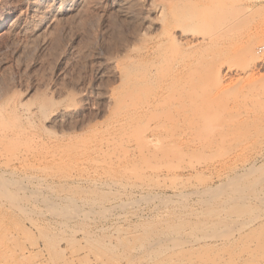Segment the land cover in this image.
Returning a JSON list of instances; mask_svg holds the SVG:
<instances>
[{"label": "rangeland", "instance_id": "374dc122", "mask_svg": "<svg viewBox=\"0 0 264 264\" xmlns=\"http://www.w3.org/2000/svg\"><path fill=\"white\" fill-rule=\"evenodd\" d=\"M9 1L0 0V264H264V0H219L222 11L218 0H175L207 39L192 51L179 44L176 93L169 79L154 84L168 87L154 109L163 113L143 119L166 122L161 142L134 136L143 119L120 132L103 99L123 90L110 58L144 44L137 23L99 0L34 36L28 1ZM138 4L159 35L170 9L160 17ZM204 4L221 18L206 21ZM64 106L73 113L51 124ZM148 139L170 148L143 156Z\"/></svg>", "mask_w": 264, "mask_h": 264}, {"label": "bare ground", "instance_id": "6f19581e", "mask_svg": "<svg viewBox=\"0 0 264 264\" xmlns=\"http://www.w3.org/2000/svg\"><path fill=\"white\" fill-rule=\"evenodd\" d=\"M20 1V0H19ZM25 1V0H24ZM23 1V2H24ZM28 2V9H29V13H30V18L27 19L25 22L26 24H33L34 28V36L36 35L35 32L38 34V31L40 30H48L50 29V27L54 24H60V27H62V23L64 24V21L67 22V20H69V18H74L77 19L78 17H84L82 14H84L83 12L86 10L87 7L89 6H93V5H96L98 3L99 0H27ZM110 1V0H109ZM135 1V0H111V3L113 4V6L115 7V9L117 11H115L114 9V12L119 13L120 16L123 18L122 20L124 21H128L129 24L128 26L130 25H134V24H138L137 25V30L134 32L137 36V38L143 40L144 44L140 47L138 44L141 43L140 40L139 43H135L132 41V44H127V43H123V44H127L125 45L124 48H122L123 50L120 51V55L117 54V56L115 55V57H111L110 60H109V64H110V67H111V70L110 72L112 73L113 72V75L115 76V79L116 78H119L120 80V87L121 89L123 88L122 92L119 91V92H116V90H113L112 93H109V92H106L103 94V100L107 106L109 107L110 105L112 104H115V108H117V114L115 113L116 115V126L119 127V130L120 132H123L125 134L126 132V135L130 133V130H132L131 125H134V123L132 124L131 122L133 120H142L147 113L148 115H150V113H153L154 109H156L157 107L160 108L162 105H160L161 102H164L162 101V97L164 96L163 93L165 94V91L168 90V87L167 90H163L160 91L159 89L162 90V88H165L164 86L162 88H159L158 86L154 85L155 83H158L159 80H160V83H165L166 79L169 81V84H167L168 86L171 85L172 83H176V81L174 82V80H176L177 78H179V76L177 77L178 73H179V70L182 66V62L181 60H179V55H178V52H179V47H180V43H183V45L185 46L186 50L187 51H192L194 50L195 46H196V43L199 42V41H204L206 40V36H200L198 37L197 34L195 33V30H194V25L196 24V21H198L196 19V17L193 15V11H187L185 14H180L179 12H177L175 10V5L174 3H176L175 0H150L149 3H145L143 2L142 0H137L139 1L140 5L139 6V9L142 10L145 12V11H149V12H155V14H159L160 17L162 15H164L166 12V9H170V12H171V17L168 18V22L165 24V21L164 22V25L162 27V31L160 32L159 35L157 36H154V37H151V35H149V31L148 30L149 28L151 27H157V25L159 24L158 22H154V21H148L146 19V17H143V15L141 17H138V12H136L134 9H132V2ZM145 1V0H144ZM193 1V0H192ZM198 1V0H197ZM6 2V1H5ZM8 2H10L8 0ZM180 2V1H179ZM196 2V1H195ZM210 2V1H209ZM212 2H214L212 0ZM219 2V0H218ZM223 2V1H221ZM219 2V3H221ZM21 3V2H20ZM101 3V1H100ZM138 3V2H137ZM183 3V2H182ZM190 3V2H189ZM203 4V2L200 0V4ZM208 4V3H207ZM210 4V3H209ZM8 5V4H7ZM6 5V6H7ZM10 5V4H9ZM99 5V4H98ZM206 4H204V7H205ZM222 5H224L223 3H221V9H219L218 5L214 4V5H211L213 7H211L212 9L217 6L216 8L219 9L220 11H222ZM109 6V5H108ZM112 6V7H113ZM133 6L135 7V5L133 4ZM137 6V5H136ZM179 7V5H177ZM96 7V6H94ZM207 7V6H206ZM203 8V9H207L206 13L207 16L205 17L206 21H211L213 18L216 19L215 17H217L218 13L217 11L215 12L213 10V12H211V8L208 9V8ZM209 7V5H208ZM224 7V6H223ZM138 8V7H137ZM136 8V9H137ZM91 9V8H90ZM93 9V7H92ZM139 10V11H140ZM204 10V11H205ZM226 10V9H225ZM146 12V13H147ZM225 12V11H224ZM87 13H85L84 15H86ZM94 14V13H93ZM115 14V15H116ZM118 14V16H119ZM140 14V13H139ZM225 14V13H223ZM222 14V15H223ZM89 15V13H88ZM152 15V14H151ZM166 15V14H165ZM156 16V15H155ZM170 16V15H169ZM92 17V16H91ZM90 17V18H91ZM117 17V16H116ZM120 17V19H121ZM151 17V16H150ZM159 17V18H160ZM163 17V16H162ZM165 17V16H164ZM86 18V17H85ZM217 18H221L220 17H217ZM225 18V17H223ZM80 19V18H79ZM87 19V18H86ZM126 19V20H125ZM151 19V18H150ZM72 20V19H71ZM73 20V21H74ZM91 20V19H90ZM86 21V20H85ZM88 21V20H87ZM213 21V20H212ZM22 22V21H21ZM65 22V23H66ZM71 22V21H70ZM76 22V21H75ZM94 22V21H93ZM116 22H119V20H117ZM69 23V22H68ZM87 23V22H86ZM91 23V21H90ZM89 23V24H90ZM121 23V21H120ZM119 23V24H120ZM126 23V22H124ZM123 23V24H124ZM18 24V23H17ZM20 24V23H19ZM22 24V23H21ZM25 24V25H26ZM67 24V23H66ZM74 24V23H73ZM78 24V22H77ZM76 24V25H77ZM116 23H114L115 25ZM223 24V23H222ZM87 25V24H86ZM118 25V24H117ZM224 25V24H223ZM31 26V25H30ZM57 26V25H56ZM65 26V25H63ZM75 26V25H74ZM222 25H220L221 27ZM22 27H23V24H22ZM115 27V26H114ZM118 27V26H117ZM26 28V27H25ZM54 28V27H53ZM52 28V29H53ZM87 28V27H86ZM93 28V27H92ZM131 28V27H130ZM135 28V27H134ZM133 28V29H134ZM62 29V28H61ZM90 29V27H89ZM98 29V28H97ZM120 29V28H119ZM30 30H31V27H30ZM60 30V29H59ZM91 30V29H90ZM115 30V29H114ZM219 30L221 31V33L219 35H217V38H221L224 36L223 34V31H224V27L222 26V28ZM218 30V31H219ZM226 30V29H225ZM84 31V30H83ZM108 31V29H107ZM120 31V30H119ZM219 31V32H220ZM44 32V31H42ZM61 32V31H60ZM85 32V31H84ZM97 32V31H96ZM110 32V31H109ZM218 32V33H219ZM225 32V31H224ZM28 33V32H27ZM41 34V32H39ZM49 33V32H48ZM47 33V34H48ZM55 33V32H54ZM98 33V32H97ZM100 33V32H99ZM102 33V32H101ZM129 33V31L127 32ZM203 33V32H202ZM43 34V33H42ZM46 34V32L44 33ZM91 34V33H90ZM108 34V33H107ZM115 34V33H113ZM205 34V33H204ZM97 35V34H96ZM103 35V34H101ZM31 36V34H30ZM99 36V35H98ZM111 36V35H110ZM127 36V35H126ZM130 36V35H129ZM134 36V35H133ZM213 36V35H212ZM216 36V34L214 35V37ZM33 37V36H31ZM45 37V35H44ZM151 37V38H149ZM46 38V37H45ZM127 38V37H126ZM135 38V37H134ZM211 39V37H209ZM213 38V37H212ZM101 39V38H100ZM110 39V38H109ZM125 39V38H124ZM136 39V38H135ZM214 39V38H213ZM87 40V39H86ZM91 40V38H90ZM94 40V39H93ZM103 40V39H102ZM108 40V39H107ZM106 40V41H107ZM126 40V39H125ZM137 40V39H136ZM128 41V40H127ZM126 41V42H127ZM209 41V40H208ZM125 42V41H124ZM130 42V41H129ZM137 42V41H136ZM206 42V41H205ZM213 42V41H211ZM74 43V42H73ZM94 43V42H93ZM99 43V42H98ZM101 43V42H100ZM131 43V42H130ZM106 44V43H105ZM180 44V45H179ZM74 45V44H73ZM100 45V44H99ZM138 45V46H137ZM116 48V47H115ZM97 49V48H96ZM103 49V47H102ZM118 49V47H117ZM251 49V48H250ZM97 51V50H96ZM250 51V50H249ZM115 52V51H114ZM252 52V51H251ZM117 53V52H116ZM115 53V54H116ZM252 55V53H250ZM109 56V55H108ZM119 57V58H117ZM108 61V60H107ZM141 61L142 62V65H141ZM256 61V60H255ZM105 64V63H104ZM255 64V63H254ZM223 67H226V66H223ZM167 69V71L165 70ZM234 69V68H233ZM100 70V69H99ZM220 70V69H219ZM232 70V69H231ZM227 71V70H226ZM233 71V70H232ZM238 71V70H237ZM105 72V71H104ZM103 72V73H104ZM220 72V71H219ZM229 72V71H228ZM225 73V72H223ZM232 73V72H231ZM163 74V75H162ZM228 74V73H227ZM243 74V73H242ZM104 75V74H103ZM112 75V74H111ZM233 75V74H231ZM223 76V75H222ZM230 76V75H229ZM227 78V77H226ZM171 80H172V83H171ZM179 80V79H177ZM216 80V78H215ZM226 80V79H225ZM167 83V82H166ZM171 83V84H170ZM179 83V82H178ZM176 83V84H178ZM225 83V82H224ZM223 83V84H224ZM214 84L215 81H214ZM159 85V84H158ZM166 85V86H167ZM173 85V84H172ZM171 85V88H175L176 85H173L174 87H172ZM148 86H155L154 90H152L153 92L150 94L149 91L146 90V87L148 89H153L152 87H148ZM162 86V85H161ZM215 86V85H214ZM170 87V86H169ZM177 87V86H176ZM158 90V91H157ZM174 90V89H173ZM177 89L174 90L177 91ZM110 91V90H109ZM118 91V90H117ZM115 92L118 94H115ZM151 92V90H150ZM167 93H169L167 91ZM166 93V94H167ZM176 93V92H175ZM165 94V96H167ZM171 94V93H170ZM175 95V94H174ZM102 96V95H101ZM165 96L163 97V100H165ZM177 98L176 99V102L178 101V96H176ZM102 98V97H101ZM168 98V97H167ZM166 98V99H167ZM42 102V101H41ZM103 102V103H104ZM51 103V100L50 99H47L46 101L42 102V104H40V106L38 108L40 109H46V107H48V105ZM53 103V102H52ZM104 103V104H105ZM174 103V102H173ZM178 103V102H177ZM163 104V103H162ZM52 105V104H51ZM175 106H177V104L175 103L174 104ZM27 106V105H26ZM53 106V105H52ZM51 106V107H52ZM175 106H174V109H175ZM29 107V106H28ZM34 107V106H33ZM107 107V108H108ZM60 108V107H59ZM162 108V107H161ZM178 108V107H176ZM26 109V108H25ZM28 109V108H27ZM70 109V108H69ZM23 110V109H22ZM59 110V109H58ZM75 109H73L74 111ZM179 111V109H176ZM202 110V109H201ZM29 111V109H28ZM44 111V110H43ZM48 110L46 109V112ZM51 111V110H50ZM56 111V110H55ZM160 111V109L158 110ZM156 110V112H158ZM175 111V110H174ZM177 111V115H173L172 114V111L170 114H172V118L171 120H176L178 121L179 118H178V112ZM27 112V111H25ZM176 112V111H175ZM37 113V112H36ZM73 112L66 109L65 106L63 109H60L59 111L55 112L53 115H51V118L49 121H51V124L52 123H56L64 118H67L69 115H71ZM163 112H160V114H162ZM174 113V112H173ZM201 113V112H200ZM33 114V113H32ZM44 114V113H43ZM159 114V112H158ZM157 116H159L160 118V114ZM176 114V113H174ZM204 114V113H202ZM27 115V114H26ZM25 115V116H26ZM118 115V116H117ZM155 115V116H153ZM151 115L152 116V121H153V118H158L155 114V111H154V114ZM168 114H166L167 116ZM206 115V114H205ZM24 116V117H25ZM28 116V115H27ZM26 116V117H27ZM33 116V115H32ZM73 116V115H72ZM151 116H145L147 118H150ZM177 116V118H176ZM183 116V115H182ZM50 117V116H49ZM165 117V116H164ZM187 117V116H186ZM71 118V117H70ZM158 118V120H159ZM169 118V117H168ZM167 118V119H168ZM29 119V118H28ZM68 119V118H67ZM66 119V121H67ZM151 119V118H150ZM148 119V120H150ZM165 119V118H164ZM170 119V118H169ZM168 119V121H170ZM178 119V120H177ZM135 120V122H136ZM140 120V121H141ZM147 120V121H148ZM157 120V119H156ZM48 121V119H47ZM64 121V120H63ZM62 121V122H63ZM144 121V119H143ZM146 121V120H145ZM144 121V122H145ZM145 122V124L148 122ZM166 121V120H165ZM168 121H167V126L170 124V125H173L174 124H171L169 123L168 124ZM61 122V121H60ZM151 122V120L149 121ZM158 122V121H156ZM154 122V124L156 123ZM161 122V121H160ZM163 122V120H162ZM175 121H173L174 123ZM138 123V122H137ZM142 123V121H141ZM141 123H138V124H141ZM153 123V122H152ZM166 123V122H165ZM164 122L163 123H156L155 125L152 124V125H147L145 126V124H143V127L145 126V128H140L139 126V129H141V131L139 130V134L136 133L134 136L138 135L140 136V133H146V134H153V135H158V134H162L161 130L164 125H166ZM50 124V125H51ZM162 124H163V127H162ZM177 124V123H175ZM56 125V124H54ZM58 125V124H57ZM142 125V124H141ZM169 125V126H170ZM172 126V127H173ZM116 128V127H115ZM130 128V130H129ZM135 128V127H134ZM166 128V127H165ZM171 128V126H170ZM174 128V127H173ZM7 129V128H6ZM136 129V128H135ZM133 129V130H135ZM3 130V129H2ZM2 130H1V133H2ZM144 130V132H143ZM8 131V130H7ZM165 132H167V128L166 130L164 129ZM171 131V130H170ZM6 132V131H5ZM118 132V131H117ZM132 132V131H131ZM18 133V132H17ZM16 133V134H17ZM145 133L143 134L144 136H147L148 135H145ZM5 134V133H4ZM116 134V132H115ZM133 134V132H132ZM131 134V135H132ZM169 134V132H168ZM117 135V134H116ZM164 135V134H163ZM166 135V134H165ZM164 135V136H165ZM171 135V133H170ZM176 135V134H174ZM172 135V136H174ZM18 136V134L16 135ZM15 136V137H16ZM29 136V135H28ZM130 136V135H129ZM128 136V137H129ZM133 136V137H134ZM161 136V135H160ZM160 136L158 135L157 137L159 138V141H160ZM169 135H167V138L169 139V144L171 145V147H174L175 150L174 152L176 151V147L178 145H176L175 143L178 144V142H176L178 139H176L175 137H177L178 135L174 136V139H176V141H172L170 142V136L168 137ZM14 137V136H13ZM122 137V135H121ZM120 137V138H121ZM146 137V138H147ZM156 137V138H157ZM8 138V137H7ZM125 138V137H124ZM145 138V137H143ZM151 138V137H150ZM155 139V140H158ZM166 138V137H165ZM166 138V139H167ZM165 139V140H166ZM117 140V139H116ZM136 140V138H135ZM145 141V139H143ZM149 140V139H148ZM151 140V139H150ZM147 141L145 142V144L142 146V151H138L140 152L141 154H144L143 156H146V155H158V154H161L164 150L166 151L168 149V147L170 148V146H168V141L166 146H168L167 148H163V143L165 142H162L161 143H155V141H151L150 142ZM154 140V138H153ZM163 140V139H162ZM161 140V141H162ZM173 140V139H172ZM110 142V140H108ZM115 141V140H114ZM114 141H111L112 143ZM123 141V140H122ZM124 141H126L124 139ZM160 141V142H161ZM102 142V141H101ZM104 142V141H103ZM110 142V143H111ZM119 142H121L119 140ZM158 142V141H157ZM165 142V143H166ZM95 143V142H94ZM109 143V145H110ZM118 143V142H117ZM144 143V142H143ZM176 147H175V145ZM91 145V144H90ZM102 145V144H101ZM100 145V146H101ZM103 147V146H102ZM110 148V147H109ZM174 148H171L172 150ZM179 148V147H178ZM62 149V148H61ZM95 149V148H94ZM104 149V148H103ZM140 150V149H139ZM170 150V149H169ZM171 150V151H172ZM72 151V150H71ZM137 152V153H138ZM143 152V153H142ZM84 153V152H83ZM139 153V154H140ZM164 153V152H163ZM162 153V154H163ZM167 153V152H166ZM179 153V152H177ZM176 153V154H177ZM54 154V153H52ZM105 154V153H104ZM107 154V153H106ZM172 154V153H171ZM176 154L174 153V155L176 156ZM55 155V154H54ZM138 155V154H137ZM164 155V154H163ZM53 156V155H52ZM171 156V155H170ZM59 157V156H58ZM177 157H179L177 155ZM176 157V158H177ZM29 158V157H28ZM110 158V157H109ZM116 158V157H115ZM38 159V158H37ZM178 159V158H177ZM87 160V159H86ZM109 160V159H108ZM112 160V159H111ZM45 161V160H44ZM62 161V160H61ZM64 161V160H63ZM24 162V161H23ZM93 162V161H92ZM97 162V161H95ZM99 162V161H98ZM103 163V162H102ZM153 168V167H152ZM151 167H149V169H152ZM155 168V167H154ZM154 168L152 170H154ZM161 168V167H160ZM159 168V169H160ZM156 169V168H155ZM158 170V169H157Z\"/></svg>", "mask_w": 264, "mask_h": 264}]
</instances>
